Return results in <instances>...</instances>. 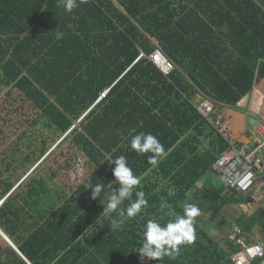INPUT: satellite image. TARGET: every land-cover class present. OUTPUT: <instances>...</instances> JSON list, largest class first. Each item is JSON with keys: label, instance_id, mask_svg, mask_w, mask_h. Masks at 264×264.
<instances>
[{"label": "trees", "instance_id": "obj_1", "mask_svg": "<svg viewBox=\"0 0 264 264\" xmlns=\"http://www.w3.org/2000/svg\"><path fill=\"white\" fill-rule=\"evenodd\" d=\"M202 2L194 0V7L180 2L173 11L171 3L164 0H86L67 14L57 7V0H0L2 82L21 90L48 118L46 126L55 127L67 143L63 151L69 168L65 190L44 222L17 200L0 208L1 230L31 264H141L137 251L146 222L170 219L164 216L167 209L160 207L164 202L183 214L182 200L228 149L196 109L195 86L212 101L236 107L264 78V68L256 74L257 65L252 70L239 61L249 74L237 68L225 76L210 62L208 67L199 60L200 36L205 32L215 35L200 17V13L211 14ZM206 2L230 15L235 11L240 14L237 6L242 7V21L247 20V12L264 18L252 0ZM250 5L255 11L249 10ZM212 7L208 5V9ZM177 20V26L172 27ZM187 21L194 25H186ZM236 26L228 32L244 30L242 23ZM58 28L65 34L63 40L55 38L53 31ZM249 34L264 37V28ZM153 40L187 77L176 69L169 76L157 69L149 60L157 50ZM110 87L108 97L97 103ZM139 132L156 136L167 152L155 167L149 165L147 154L138 155L130 147L131 137ZM106 154L113 159L120 155L127 158L134 174L142 178L139 190L148 201L140 215L121 218L122 223L113 228L108 219H115L116 213L103 215L104 205L83 187L87 182L104 183L100 197L104 203L105 194L110 195L113 187L119 189L112 174L115 164L103 163ZM75 158L79 162L73 168ZM88 162L95 169L84 178L86 172H80V166ZM201 191L202 198L216 210L214 214L210 211L212 221L226 206L240 203L238 194L224 185L202 186ZM246 202L255 203L252 197ZM129 203L125 201L121 207ZM225 224L222 218L220 225ZM233 224L235 231L225 233L223 245L210 236V224L201 226L197 217L195 243L182 248L176 260L164 258L163 264H233L237 237L250 242L258 229L264 237V208L252 215L242 212ZM4 250L10 262L27 264L0 235L1 256Z\"/></svg>", "mask_w": 264, "mask_h": 264}, {"label": "crops", "instance_id": "obj_2", "mask_svg": "<svg viewBox=\"0 0 264 264\" xmlns=\"http://www.w3.org/2000/svg\"><path fill=\"white\" fill-rule=\"evenodd\" d=\"M164 1L171 3L173 11H176V5L180 2H185L183 3V6L187 5L186 3H188L191 7H194L195 5L194 0ZM252 1L257 8L261 9L264 13V0ZM204 2L200 3V5L205 6L204 10H206L207 13L211 12V14L208 17L207 15L200 13V17L205 20V26L207 28L214 30L215 35L205 32L203 36H200L199 43L201 48L199 49V60L205 64L207 61L210 62V64L215 67L217 71L225 76H231L237 68H243V72H247L239 61H243L252 70L254 69V65H257V68L254 69V71L256 74H259L260 70L264 68V64H262L264 63V37H252L249 33H253V31H258V29L264 28L263 15L258 13L250 15L247 12V20L242 21L240 17L242 15L245 16V12L242 7L237 6L240 14L235 11L232 12V15H230L225 10L216 7L217 5L214 10L210 2ZM115 3L120 7L117 2ZM207 4L210 5L212 9H208ZM156 8L158 9V7ZM249 10L255 11L251 5L249 6ZM170 20L171 19H169V21ZM153 23L156 24L155 19H153ZM177 23L178 20L172 23V27H176ZM237 23H242L244 30L239 32L232 31L229 33L228 29H234L237 27ZM186 25L193 26L194 22L187 21ZM246 29H248L249 33ZM188 40H190V38H188ZM153 41V43L157 46V49H160L162 52L165 51L155 40ZM173 43L174 42H170V44ZM191 51H193V49H191ZM167 57L172 60L170 56L167 55ZM175 65V69L180 71L184 77H187L185 70L179 68L176 63ZM206 65L209 67V64ZM1 74L2 72H0V75ZM195 88L198 90V94L194 100L195 106L200 105L204 101L211 100L202 92L201 89H198L197 86H195ZM16 97H19L24 103L23 104L21 100H19L21 104L18 106H22L23 109L25 108V111L20 114L25 122L33 126L42 125L47 130H52L53 133H57V135L61 137L62 141L53 149L48 148L47 142H43L44 147L40 149L33 148L32 141H28L27 145H25L22 150L21 148L16 147H13L12 149L9 145L6 147L2 146V149H0V208L8 201L11 202L13 200H17L20 204L24 205L34 218L42 223L46 220L50 213L57 208L54 204H57L59 197L62 194V189L65 190L64 182L66 181V173L69 168L67 169L65 166L66 157L64 156L63 151L66 152L65 146L67 143L64 141V135L57 131L55 127L48 128V126H46L48 118L44 115V113L38 109V107L30 99H28L21 90L15 89L14 85L11 87L4 85L2 82V76H0V117H4L3 121L5 125H9L11 120H14L13 116H9V110L11 106H16ZM220 108L222 114L231 120L233 124L232 130L238 141L241 143L256 145L255 127L260 121L264 122V78L254 86L252 92L245 96L236 107L220 105ZM12 109V112H18L17 110H14L13 107ZM22 124L24 125V121ZM1 136H4L3 138L10 139L12 134L10 132L5 135L4 131H0V137ZM208 142L209 140H207L205 144ZM63 143L64 148L62 149L61 146ZM58 148H60L61 151H59ZM56 154H58V157H60L63 161V163H59L58 165L61 169L52 172L50 171L51 173L49 174L46 172L45 168L47 167L49 160L56 157ZM36 155H38L37 158H35ZM78 162L79 160L75 158L73 160L72 167L75 168V164ZM213 167L212 170L204 176L198 187L191 190L182 202L185 199H190L188 202L194 203L195 200H192L193 194L191 193L194 191V193L197 194L199 192L202 195V186L217 188L213 186V182L217 179L220 180L221 177L214 172ZM80 168L82 169L80 172H88L84 177L86 178L94 171L95 166L88 162L87 164L81 165ZM72 172V181L74 182L75 170H72ZM50 195H52V199L50 198ZM254 204L258 205L259 208H264V197L257 199ZM30 222L31 221L29 220V223ZM27 226H29V224ZM1 232L5 234L2 230ZM254 238L264 239L262 233H259V229ZM0 258L3 260V263L0 264H16V262H10L8 260L6 250H4L2 256L0 255Z\"/></svg>", "mask_w": 264, "mask_h": 264}, {"label": "clouds", "instance_id": "obj_3", "mask_svg": "<svg viewBox=\"0 0 264 264\" xmlns=\"http://www.w3.org/2000/svg\"><path fill=\"white\" fill-rule=\"evenodd\" d=\"M82 2H86V0H57V7H62L65 13L71 14L80 7ZM53 32L56 40L65 38L64 32L59 28ZM130 147L138 155L147 154L148 163L153 167L167 157L164 146L151 133L139 132L133 135ZM105 161L109 162L110 166L115 164L112 174L115 183L120 186L119 189L114 190L113 187L110 195L105 194L106 203H104L100 199L104 192V183L93 185L91 182H87L83 187L91 190L93 200L99 199L104 205L103 215L116 213L115 219H108L111 228H113L122 223L121 218L132 219L140 215L142 210L148 207V201L145 198V193L139 190L142 178L134 174L124 155L113 159L110 154H106L103 163ZM151 170V168L148 169V171ZM133 194L135 199H133ZM125 201H130V203L126 208H122ZM160 207L162 210L167 209L164 216L170 219L166 223L149 219L144 225L143 241L137 251L141 264H145V261H157L159 264H163L164 258L176 260L182 255V248L191 246L196 241V217L201 214L196 204H185L183 214L177 213L166 202L162 203Z\"/></svg>", "mask_w": 264, "mask_h": 264}, {"label": "built area", "instance_id": "obj_4", "mask_svg": "<svg viewBox=\"0 0 264 264\" xmlns=\"http://www.w3.org/2000/svg\"><path fill=\"white\" fill-rule=\"evenodd\" d=\"M149 60L165 76L176 68L175 63L160 49L150 55ZM111 89H105L97 103L105 100ZM196 109L227 144L228 149L213 167L214 172L223 179L225 189L238 195H249L255 201L264 197V122L260 121L256 126V145L241 143L234 136L231 120L222 114L220 104L207 100ZM234 242L238 251L231 257L233 264H264V239L253 236L248 242L244 236H239Z\"/></svg>", "mask_w": 264, "mask_h": 264}, {"label": "rangeland", "instance_id": "obj_5", "mask_svg": "<svg viewBox=\"0 0 264 264\" xmlns=\"http://www.w3.org/2000/svg\"><path fill=\"white\" fill-rule=\"evenodd\" d=\"M15 100H17L16 106L15 105L11 106L9 110L10 111L9 116H13L14 120H11L9 125L7 124L5 125L3 121L4 117H0V131H4L5 135L10 132L12 134V137L10 139L3 138L4 136L0 137V146H1L0 149H2V146L6 147L9 145L12 149L13 147H16V148H21L22 150V148L25 147V145H27L28 141L33 142V148L40 149L44 147L43 142H47L48 148L51 149L55 148L62 141L61 137H59L57 133L56 134L53 133L52 130L50 129L47 130L42 125L33 126L25 122V120H23L22 118V115H20L25 111V108L23 109L22 106H18L19 104H21L22 100L19 97H16ZM19 100H21V102ZM12 107L14 108V110H17L18 112H12L13 111ZM23 121H24V125L22 124ZM61 147L62 149L64 148V143L62 144ZM58 150L61 151L60 148H58ZM14 156H18V155H14ZM37 156L38 155H36L35 158H37ZM59 163H63V161L60 157H58V154H56V157H53L51 160H49L47 167L45 168L46 172L50 174L52 171H57L61 169L58 166ZM87 173L88 172H86L85 175H87ZM222 183H223V179L220 178V180L217 179L215 180V182H213V186L220 187ZM191 194H193L192 200H195V202L194 203L192 202V204H196L197 207L200 209V213L202 212L198 216L200 225L206 227L205 225L210 224L211 226V228H209L210 236L216 242L218 241L220 244H223L225 241L224 238L225 233L226 234L230 233V231L233 230V228L235 227L233 224L234 220H236L242 214V212L247 213L248 215H252L259 208L258 205L247 204L246 200L249 198V195H238L236 199H239L240 203L226 206L222 210V213L219 216L217 217L215 216L216 218L212 215V217L215 218L213 222L210 219L211 217L210 211H212L214 214V211L216 210H214L211 204L207 203L205 200L202 199L201 193L198 192L196 194L193 191V193ZM195 195H196V199H195ZM189 200L190 199H185L180 204L184 207L185 204L191 203L188 202ZM222 218H225L227 221V224L223 226L220 225ZM201 219L203 220V222H201ZM209 220L211 222H209Z\"/></svg>", "mask_w": 264, "mask_h": 264}, {"label": "water", "instance_id": "obj_6", "mask_svg": "<svg viewBox=\"0 0 264 264\" xmlns=\"http://www.w3.org/2000/svg\"><path fill=\"white\" fill-rule=\"evenodd\" d=\"M0 235L5 239V241L18 253V255L27 263L29 262L24 256L23 254L16 248V246L10 241V239L1 232L0 230ZM30 263V262H29Z\"/></svg>", "mask_w": 264, "mask_h": 264}, {"label": "bare ground", "instance_id": "obj_7", "mask_svg": "<svg viewBox=\"0 0 264 264\" xmlns=\"http://www.w3.org/2000/svg\"><path fill=\"white\" fill-rule=\"evenodd\" d=\"M148 34V33H147ZM206 125V124H205Z\"/></svg>", "mask_w": 264, "mask_h": 264}]
</instances>
